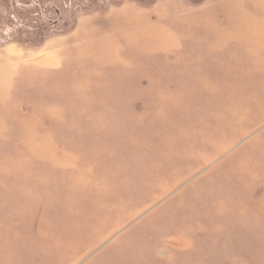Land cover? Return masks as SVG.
I'll return each mask as SVG.
<instances>
[{"label": "rangeland", "instance_id": "374dc122", "mask_svg": "<svg viewBox=\"0 0 264 264\" xmlns=\"http://www.w3.org/2000/svg\"><path fill=\"white\" fill-rule=\"evenodd\" d=\"M126 1L0 0V264H264V40L118 81L85 23Z\"/></svg>", "mask_w": 264, "mask_h": 264}, {"label": "crops", "instance_id": "0c3cea01", "mask_svg": "<svg viewBox=\"0 0 264 264\" xmlns=\"http://www.w3.org/2000/svg\"><path fill=\"white\" fill-rule=\"evenodd\" d=\"M188 9L184 0H166L153 6L128 0L111 7L99 16L100 19L98 16H92L91 20L86 18V45L88 42L87 47H92L94 42L107 41L103 69L118 81L134 78L136 67L149 63L152 51V55L163 58L166 65L179 62L180 71L185 74L181 81L190 83L193 74L205 72L206 49L237 50L240 41L264 40V0H207L191 12ZM207 10L218 11L221 15L206 17ZM97 20L101 21L102 30H106L100 38L89 32ZM158 30L163 32L158 34ZM71 35L59 37L69 40L57 46L61 48L76 41ZM100 46L105 47L104 44ZM159 49L163 51L157 53ZM87 58L91 63L93 55L89 50ZM168 70L165 71L170 72ZM5 71L6 67L0 65V72Z\"/></svg>", "mask_w": 264, "mask_h": 264}]
</instances>
